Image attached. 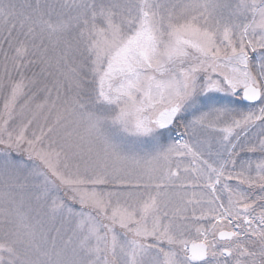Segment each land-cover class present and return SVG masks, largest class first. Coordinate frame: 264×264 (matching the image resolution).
<instances>
[{"label":"snow or ice","instance_id":"1","mask_svg":"<svg viewBox=\"0 0 264 264\" xmlns=\"http://www.w3.org/2000/svg\"><path fill=\"white\" fill-rule=\"evenodd\" d=\"M0 264H264V0H0Z\"/></svg>","mask_w":264,"mask_h":264}]
</instances>
